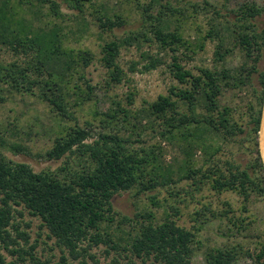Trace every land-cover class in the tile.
I'll list each match as a JSON object with an SVG mask.
<instances>
[{"label":"trees","instance_id":"1","mask_svg":"<svg viewBox=\"0 0 264 264\" xmlns=\"http://www.w3.org/2000/svg\"><path fill=\"white\" fill-rule=\"evenodd\" d=\"M93 1L0 0V51L4 46L27 59L24 62L0 61V104L8 98L5 93L17 92L35 96L60 117L73 119L75 108L94 98L95 87L89 81H85V85L72 83L78 65L86 68L94 61L96 56L93 52L66 47L64 39L67 32L59 27V21L36 27L32 19L27 21L21 14L27 9L42 18L45 7H48L54 19H62L61 4L83 14L87 3ZM215 2L168 0L164 4L160 0H152L147 5L138 3L143 28L123 38L105 40L101 45V61L111 70V81L119 83L123 79L124 71L118 63L122 48L141 46L142 42L155 40L161 51L173 53L169 68L183 86H172L169 94H160L148 104V108L136 113L116 102V107L109 109L100 119L102 131L92 142L87 141L94 134L91 123L90 128L76 124L66 134L56 136L53 146L42 156L49 160L64 159L57 169L36 171L28 163L8 158L2 152L6 147L16 152L26 150L19 144L11 145L0 128V264H26L28 258L31 264H45L33 253L35 246L29 251L21 245L19 240L28 242L30 236L20 230L16 213H24L16 206L24 205L32 215L42 220L48 237L54 238L63 251L58 264H76V260L79 264H88L84 255L100 244L125 258V263L114 258L112 264H137L138 261L143 264H192L197 249L201 248L198 231L208 219L207 210L212 211L208 206L196 210L193 228L178 223L176 217L182 213L176 204L170 206L162 219L146 210L134 218L123 215L117 221L119 213L113 204L115 194L135 188L140 193L166 190L169 196L179 198V202L184 194L193 196L210 184L218 193L227 190L238 192L244 200V212L249 211L252 196L264 197V164L259 150L264 70L257 67L264 48V26L259 28L256 23L263 8L247 3L225 15L219 2ZM204 13L213 14L211 26L204 42H199L196 49H204L205 40L215 37L219 40L215 55L223 61L234 52L235 48H230L229 43L235 39L246 57L254 60L253 67L246 69L241 66L236 74L228 68H200L198 75L185 68L179 51L182 47L192 52L196 49L182 28ZM96 15L103 31H112L126 23L121 13L113 14V18L108 9L96 11ZM226 16L229 19L219 20ZM82 25L90 27L91 23L84 20ZM142 58L146 61L144 71H152L163 62L160 55L154 56L150 52H142ZM137 64L132 63L134 69ZM247 71L249 77L243 75ZM255 72L260 76L263 90L255 98L243 100V106L250 112V128H246L233 116L231 106L221 105V97L227 89H241L250 84L251 74ZM181 102L187 105L185 111H181ZM137 118L140 124L146 118L157 125V130L159 126L158 132L163 138L183 142L184 154L190 155L197 147L209 157L198 167L185 162L175 168L165 163L167 150L161 145L143 143L137 150L131 148L132 138L115 132V128L120 120H124L142 136L139 123L135 121ZM245 134L252 153L249 168H243L231 159L224 163L218 157L216 159L214 143L237 142ZM219 148L220 145L216 151ZM183 181L185 185H181ZM148 199L156 206L161 203L158 195L151 194ZM232 212L223 209L212 211L211 215L226 220L229 235L236 236L246 229L248 223L246 217ZM4 250L17 258L8 261ZM245 257L255 264H264V236L255 247H246L239 241L234 245L210 247L204 255L205 264H236Z\"/></svg>","mask_w":264,"mask_h":264},{"label":"rangeland","instance_id":"2","mask_svg":"<svg viewBox=\"0 0 264 264\" xmlns=\"http://www.w3.org/2000/svg\"><path fill=\"white\" fill-rule=\"evenodd\" d=\"M60 1V0H58ZM152 0H95L93 3H87V10L81 12L68 7L66 4H61L63 13L62 19H54L51 16V10L48 7L44 9L42 18L34 16L32 11L27 9L21 12L27 19H32L35 26L51 25L55 21H59V27L64 28L67 36L64 39V45L73 48L77 51L80 49H89L96 56L94 61L82 68H78L73 74V84L79 82L85 85V81H89L95 87V96L91 101H87L81 107L75 108V118H62L43 101L35 96L22 95L17 92L13 94L5 93L8 98L0 104V128L2 133L11 145L19 144L26 150L16 152L11 148L3 149V153L10 159L16 162H25L31 165L36 171L52 169L55 170L63 164L64 159L54 160L46 159L42 156L54 144V139L58 135H64L69 131V128L80 124L84 127H89V123L93 127V136L88 139L92 142L98 137V132L102 131L103 124L100 119L104 113L112 107H116V102H121L122 105L131 109L134 113L139 110L148 108V104L158 98L160 94H169L172 86H183L178 82L170 68L169 64L172 61L173 53L170 50L161 51L159 43L155 40L142 42L141 46H127L122 48L118 57V63L123 69V79L119 83L111 81V70L101 61L102 47L105 40H113L123 38L126 35L137 32L143 28V19L138 8V3L147 5ZM162 3H167L168 0H160ZM177 2V0H172ZM219 2L223 8V14L229 15L228 11L238 10L243 4L255 3L263 8L262 14L256 19L257 26H264V0H212ZM227 7V8H226ZM108 9L113 16L115 13H121L126 18L124 25L116 26L112 31H103L98 25L96 11ZM156 12V11H154ZM91 23L90 27L82 25L84 20ZM24 16V17H25ZM115 16V15H114ZM113 16V18H115ZM213 14H199L196 18L182 28L185 30V36L191 41L192 47L196 49L199 42H204V37L211 26V18ZM35 18V19H33ZM229 19L228 16L223 19ZM28 21V20H27ZM201 30V31H200ZM101 35V37H100ZM151 37L152 32L150 33ZM219 40L209 37L205 40L204 49H196L195 52L182 47L180 52L182 63L186 69L191 70L195 75L200 74V68H209L212 70H221L223 68L232 69L236 74L239 68L250 69L254 66V60L247 58L241 48L238 47V42L234 39L230 48H235L234 52L226 57L225 60L219 61L215 55ZM142 52H150L152 55L163 58V62L158 68L152 71H144L143 65L146 61L142 58ZM26 57L21 54H15L11 49L1 46L0 61L10 63L12 61L24 62ZM132 63H138L137 68H133ZM259 70H264V48L261 51V59L257 63ZM83 77L81 78V76ZM243 75L249 77V72ZM250 84L245 85L241 89H227L221 97V105L231 106L233 116L250 128V112L243 106L245 100L255 98L260 95L263 87L258 73L251 74ZM80 78V79H79ZM110 81V84H108ZM72 84V85H73ZM84 87V86H83ZM244 100V101H243ZM181 104V111L187 109V105ZM134 115V114H133ZM135 121L139 123V131L142 136H139L131 123L120 120L115 128V132H120L124 137H131L130 147L139 149L145 144L161 145L167 150L165 154V163L175 168L182 164L191 163L194 167L201 166L209 155L203 153V150L194 148V152L190 155L184 154L183 142L180 140H169L163 138L158 130L160 127L151 124L144 118L142 124L139 119ZM133 122V121H132ZM136 130V132H135ZM215 152L213 155L226 161L231 159L233 162L240 164L243 168H249L252 158L250 143L247 140V135H241L237 142H222L214 143ZM220 148L218 151L217 148ZM189 160L190 162H188ZM183 181L181 185H185ZM176 189V188H174ZM158 195L160 205L152 204L148 196ZM183 196V194L181 195ZM179 198L174 199V196H169L166 190H157L148 193H140L137 188L123 190L113 197L115 210L119 213L117 221L121 220L123 215L134 218L137 213L146 210H151L156 214V217L162 219L166 211L170 210V206L176 204L180 207L181 216H177L178 223L188 228H193L195 224L196 210H202L204 206H208L213 212H220L223 209L233 210L231 214L239 217H246L247 227L240 234L230 236L227 228V221L219 217L212 216V211L207 210L208 219L198 231V240L200 241V249L198 248L192 264H205V252L213 246L234 245L236 242L245 244L246 247H255L262 236H264V197L252 196L249 200V211H243V198L233 190H227L218 193L210 186H206L202 192L196 193L193 196L184 194V197L178 202ZM229 203L230 205H227ZM16 209L24 214L16 213L17 222L20 223L21 231L29 234L30 239L26 242L20 239L21 245L33 253L45 264H58L61 260L63 251L57 244L54 238L48 237V230L42 226V220L38 216L32 215L24 205L16 206ZM204 221V220H203ZM251 222V223H250ZM30 224V225H28ZM113 231V230H112ZM234 232L236 228L234 227ZM15 236L16 231L13 232ZM109 251V252H108ZM8 261L17 258L4 250ZM91 255L95 258H91ZM71 258V257H70ZM88 264H112L114 258H119L125 263V258L113 249H108L105 244L93 246L89 252L84 255ZM72 260V259H71ZM98 261V262H96ZM79 264V260L74 261ZM19 264H24L20 262ZM26 264H31L30 259ZM137 264H143L138 261ZM144 264H151L150 262ZM236 264H255L250 258H242Z\"/></svg>","mask_w":264,"mask_h":264},{"label":"water","instance_id":"3","mask_svg":"<svg viewBox=\"0 0 264 264\" xmlns=\"http://www.w3.org/2000/svg\"><path fill=\"white\" fill-rule=\"evenodd\" d=\"M259 150L264 164V102L262 107V116L259 131Z\"/></svg>","mask_w":264,"mask_h":264}]
</instances>
